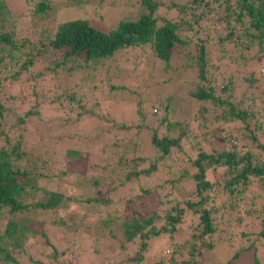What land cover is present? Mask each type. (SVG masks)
I'll use <instances>...</instances> for the list:
<instances>
[{"label": "trees", "instance_id": "16d2710c", "mask_svg": "<svg viewBox=\"0 0 264 264\" xmlns=\"http://www.w3.org/2000/svg\"><path fill=\"white\" fill-rule=\"evenodd\" d=\"M50 4L49 0H39L29 11L43 12ZM137 12L134 16L127 14L121 17L107 28H99L83 17L56 22L46 43L52 67L47 68V73L39 71L25 75L26 70L34 66L32 46L37 43L24 35V30L15 28L14 12L9 10L6 0H0V93L7 82L14 89L12 95L27 104L24 110L26 116H39L44 106L51 105L56 115H65L63 121L68 122V125L79 124V118L89 122V125L94 121L95 126L107 121L109 127L105 129H113V133L108 134L106 140L123 149L129 143L131 147L138 148L137 145H141L144 138L146 140L141 145L144 157L132 154L130 157L123 155L122 158L119 155L115 162L117 165H100L89 162L87 151L82 148H62L60 133L44 144L36 143V140L19 132L21 127L25 131L19 125L23 117H19L14 124L6 123L7 129H12L10 132L2 129V121L0 264H63L66 260L64 256L69 254L67 246L59 249L51 240L45 229L48 223L71 226L69 228L75 230L71 241L75 239L77 230L89 237H96L97 234L107 237L100 230L117 215L115 211L108 210L107 206L113 201L108 189L120 186L128 190L130 183L140 182L139 175L149 176L157 172L160 169L159 160L173 148L185 155V165L178 168V177L172 181L173 196L166 200L169 205L161 212L153 210L146 215L133 214L131 218L119 219L118 230L124 242L119 249L127 257L119 258L100 242L96 248L88 246L92 248V256L105 246L99 253L98 264L104 261L110 263L107 256H111L114 261L120 259L113 264H144L147 254L141 251L150 248V240L169 242L168 261L162 258L164 253L154 254V251L148 250V254H153L156 259L154 264H232L243 250L248 249L240 240V236L246 238L247 234L238 229L243 221L251 220V217L258 219L260 226L257 234L264 237V201L257 205L254 201L256 192H252L254 188L264 186V157L254 153L257 148L264 152V142L253 130L262 128L263 123H257L261 112L254 108L253 95L241 89L232 91L234 84L230 77L222 78L223 70L221 73L218 71L227 63L222 59L223 54H228V61L252 71L240 75L241 81L248 83V86L256 81L264 84V68L262 72L259 68L252 69L254 64L264 67V0H139ZM186 46L194 47L192 58L197 73L188 79H179L164 72V82L169 83L174 79V82L184 80L194 85L188 94L197 101V113H206L210 104L225 107L221 121L241 124L247 132L244 139H249L253 146L237 151L234 144L226 146L224 137L222 144L216 147L211 138L208 139L211 135L207 132L200 140L185 136L186 124L169 120L167 116L168 98L161 105L164 110H160L157 105L152 113L151 104L148 115L142 109V101L136 96L133 101L135 122L116 123L104 118L102 112L94 114L91 108L86 109L75 92L70 90L75 87H66L62 85V79L54 77L57 67L67 73H77L75 77L79 75L78 78L89 71L86 66L99 72V75L103 70L107 77L100 76L98 81L92 82L95 74L87 73L84 74L87 77L80 81L78 79L75 86L89 89L85 91L86 98L81 97L83 101L93 105L98 103V106L106 104L109 113L111 101L118 100L121 95L117 92L115 98L103 99L104 91L123 89L138 92L135 82H138L142 72H136L131 82H110L111 69L101 65L111 61V56L117 50L136 48L149 53L152 63L161 65L162 70L166 71L174 53ZM215 49L219 55L214 54L212 62L210 53ZM13 54H21L22 59L12 60ZM3 71L6 75L2 74ZM114 72V76L120 74ZM24 81H32V87L28 89ZM134 83L135 88H132ZM57 88L61 91L53 94V89ZM60 97L66 98V101L59 102ZM74 104L79 109L73 112V117L70 110ZM4 110V104L0 101V118ZM155 123L162 124L165 129L174 126L180 129L174 136L158 135ZM226 134L230 132L226 130ZM72 136H77L75 145L85 143V139L75 131H72ZM39 146L45 147L41 153ZM59 155H63V160H57ZM149 158L147 167L136 168L137 162ZM103 176L115 179L116 184L111 183L102 191L96 185ZM159 220L160 224H156ZM108 232L109 237H114V232ZM182 234V241L174 239L175 235ZM125 244L131 246L130 253ZM216 248L224 251L223 263L213 257ZM43 256L47 259H42Z\"/></svg>", "mask_w": 264, "mask_h": 264}, {"label": "rangeland", "instance_id": "374dc122", "mask_svg": "<svg viewBox=\"0 0 264 264\" xmlns=\"http://www.w3.org/2000/svg\"><path fill=\"white\" fill-rule=\"evenodd\" d=\"M37 1L39 0H6L9 10L14 12L12 14L14 15L15 28L24 30L23 34L29 38H32V40L37 43L35 46H32L34 66L27 69L25 75H30L32 72L34 73L39 71L47 73V68L52 67V59L48 57V48L46 43L52 35L56 22L66 21L67 19L69 20L76 17H83L90 20L91 23L99 28H107L114 25L121 17L127 14H131L132 16L136 15V13H138L137 4L139 2V0H49L51 2L50 6L43 12L31 13L29 9H33ZM193 53L194 47H183L174 53V56L171 58V62L169 63L168 69L163 71L161 65L152 63L153 61L148 55L149 53L139 51L136 48L117 50L111 56L112 58L110 57L112 59L111 61L108 58L109 61L101 65L102 67L111 69L112 75L109 77L110 82H131L135 78L133 75L136 72L139 73L141 70L142 72L140 73V78L137 80L138 82H135L138 84V92L136 90L134 92H128L127 90L123 91V89L112 91L109 90V92L104 91V97H102L103 99H109V97L113 99L115 98L114 95H116L117 92H119L121 95V98L118 100L111 101L110 104L112 105H110L111 110H109V113H107L106 104L103 105L101 103V106H98V103L93 105L87 104L86 101H83L81 97L85 99V91L89 89H81L80 87L75 86L77 85L76 81L78 79V81H80V79L87 77V75H84L87 73L95 74L92 77V79H94L92 82L98 81L100 76L107 77L103 70L101 71V75H99V72H95L90 68V66H86V68H89V71L82 74V76L78 78L79 75H76L78 77H75V74L77 73H67L64 72L61 67H57L54 77H59L62 79V85L64 84L66 87H75V89H68L75 92L76 96L79 97V102L82 103L86 109L91 108L92 113L94 112V114L102 112L104 114V118L113 120L116 123L129 121L130 124H133V122H135L134 115L136 109L133 105V101L136 96L142 101V109L148 115L151 104H153V108L151 110L152 113L153 109L156 108L157 105L159 106L160 110H164L161 105L164 104L168 98L167 102L169 107L166 109L167 116L169 117V120L183 121L186 124L184 127L186 133L185 136H189L191 138L194 137L196 140H200V137L203 136L205 132H207L209 135H211L208 137V139L211 138L216 147L219 146L218 144H222L224 137L226 146L230 147L232 144H234L237 151H240L243 147L253 146L248 138L247 141L244 139L247 132L244 130L241 124L238 122L232 123L221 121L224 111L226 110L225 107L213 106L210 104V107L206 113H197V101L194 98H191L188 94L193 90L194 85L192 86L190 82L184 80L183 82H174L173 79L170 80L171 82L169 83L164 82V72L170 73L179 79H188L197 73L195 63L192 58ZM210 54L212 57L211 61L214 62V54H217V50L215 49L211 51ZM227 57L228 54H223L222 59L227 63L224 64L223 68H218V71L221 73L223 70V73L221 74L223 75L222 78L226 76L230 77V80L234 84L232 91L236 92L241 89L242 92L246 91L245 93L253 95L254 108L261 112L257 123H259V121L263 123L262 128H254L253 130L260 141L264 142V84L260 81H256L252 86H248V83L243 80L241 81L240 75H246L252 71L248 67L242 69L243 67L235 62L231 63V61L227 60ZM21 59V54H13L12 60L20 61ZM103 61H101V63ZM90 65H94V63H90ZM134 66H136V68ZM13 68H16V66ZM256 68H259L261 71V69L264 67L257 64L252 65V69ZM112 70L119 72L120 74L114 76L115 72ZM2 74L6 75L5 71H3ZM125 74L127 75L125 76ZM103 81L105 82V80ZM5 83V87L0 93V101L5 107V110L3 111V117L0 118V123L3 121L2 129L9 130V132L12 131L11 128L7 129L8 125L6 123L14 124L17 122L19 117H23V121L20 122L19 125L23 126L25 131H23L21 127L19 132L24 133L25 136H28L32 140H36V143L42 144L43 142L45 143L46 140L51 141L54 135L60 133L59 137L62 141V148L70 146L82 148L84 151H87L86 157L89 162L98 163L100 165L115 164L119 155H121L122 158L130 157L132 154H136L137 156L143 155L144 157V150L142 146L146 141L145 138L141 144L142 146L137 145L138 148H136V146L131 147V143H129V150H127L128 146L126 149H123L120 146L109 144L110 141H107L106 139L109 137L108 134L111 135L113 133V129L110 131L105 129L107 126L109 127V123L107 121H102L99 126H95L94 121H91L89 125V122H83L76 115V117L79 118V124L75 125L71 123L68 125V122L63 121L65 115H61L62 113L56 115L55 111L53 112L54 109L51 105L44 106V109L39 116L35 114L28 116L24 115V110L27 108V104L21 103L19 99L16 98L17 96L12 95L14 89L10 88L7 82ZM135 83L133 84L132 88H135ZM23 84H26L28 89L33 85L32 81H24ZM53 91L54 92L52 93L56 94L60 92L61 89L57 88L53 89ZM14 94L16 95L17 91ZM62 94L67 95L65 92H62ZM65 101L66 98H59V102ZM71 107L72 108L70 111L74 117L75 115L73 112L77 111L79 107L77 108V105L75 104L71 105ZM49 109L50 112H48ZM155 125L158 135L167 134L174 136L177 135L180 129L177 126L165 129V127L159 123H155ZM250 127L252 128V126ZM226 130L229 131L230 134H226ZM72 131H75L78 136L84 138L85 143L75 145L77 136H72ZM17 132L18 131L14 133L16 134ZM39 147L40 153L45 150V147ZM118 147L120 148L117 149ZM102 148L104 149L102 150ZM116 149L118 150L117 153L114 152ZM171 153L173 155H171ZM254 153L264 157V152L260 151L259 148L254 150ZM57 160H63V155H59ZM149 160L150 158L137 162L136 168L138 169L147 167ZM184 162L185 155L173 148L167 156L162 158V160H159L160 169L157 172H153L149 176L143 174L139 175L138 179L140 182L130 183L131 187L128 190H125L120 186L116 187L115 189H108V192L111 193L113 199L112 203L107 206L108 210L110 212L115 211L117 215L113 218L112 222L106 226H103L100 230L107 237H102L104 235L101 234H97L96 237L93 235L89 237L83 231L76 229L77 231L75 232V239L71 241L72 233L75 231L69 228L71 226L61 227L57 225H51V223L46 224L45 229L48 231L49 237L52 238L51 240L55 242L56 246L59 249L67 246L69 254L68 256H64V258L66 257V260L62 263L98 264L99 253L104 249L105 246L108 247L109 251L116 254L119 258H126L127 256L123 250L119 249L120 244L123 242L122 238H120L121 235L119 234L120 232L118 230L119 219L122 217L131 218L133 214L146 215L153 210H156L157 212L164 211L165 206L169 205V201L167 202L166 200L173 196L172 194L174 189L172 187V181L178 177V168L185 165ZM128 168H131V166ZM116 182L117 181L115 179L109 176H103L100 180V185L97 184L96 187L98 186L102 191H104L107 188L106 186L110 185L111 183L116 184ZM252 192H256L254 201L257 205L260 201H264V186L256 187L252 190ZM234 207L236 209L235 204ZM260 216L258 218H260ZM254 219L255 218L251 217V220L248 219L243 221L238 229L239 231L242 230L247 234L246 238L245 236H240V240L241 242L245 243V246L248 249L243 250L232 262V264H264V237L257 234V230L259 229L260 225L258 219H256L257 221ZM156 224H160V220L157 221ZM235 229H237V227H235ZM108 231L114 232V237H109L108 235L110 233ZM83 234L87 235L88 237L84 236ZM183 238V234L180 236H174V239L178 240L179 242L182 241ZM150 241V248L141 251L143 254H147V260L144 262V264H154L156 261V259L152 256L153 254L151 256L148 254V250L154 251V254L164 253L162 258L168 261L167 252L170 250L167 246L169 242L165 241V243H160L155 242L154 240ZM100 242L105 246L103 245L102 249L98 250L95 256L90 255L92 248L89 249L88 246L91 245L92 247L96 248V246H99ZM71 245L73 246L72 250L70 249ZM126 245L128 247L127 250L130 253L131 246L129 244H125V246ZM132 247L135 248V245H132ZM213 257L217 262L223 263L225 257L222 248L214 249ZM41 258L47 259L45 256ZM106 258L110 263H106L104 261L103 264H113L114 262L120 261V259H116L114 261L111 256H107ZM44 262H48V260H45Z\"/></svg>", "mask_w": 264, "mask_h": 264}, {"label": "built area", "instance_id": "2783aa9c", "mask_svg": "<svg viewBox=\"0 0 264 264\" xmlns=\"http://www.w3.org/2000/svg\"><path fill=\"white\" fill-rule=\"evenodd\" d=\"M155 109H153V111H154Z\"/></svg>", "mask_w": 264, "mask_h": 264}]
</instances>
